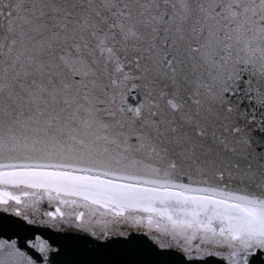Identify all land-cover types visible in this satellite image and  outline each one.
Instances as JSON below:
<instances>
[{"label": "water", "instance_id": "95a60500", "mask_svg": "<svg viewBox=\"0 0 264 264\" xmlns=\"http://www.w3.org/2000/svg\"><path fill=\"white\" fill-rule=\"evenodd\" d=\"M0 264H264V0H0Z\"/></svg>", "mask_w": 264, "mask_h": 264}]
</instances>
